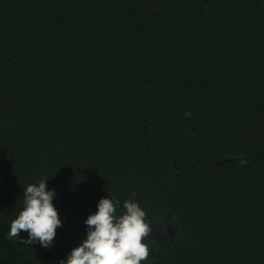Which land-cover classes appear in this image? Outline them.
<instances>
[{
	"label": "trees",
	"instance_id": "trees-1",
	"mask_svg": "<svg viewBox=\"0 0 264 264\" xmlns=\"http://www.w3.org/2000/svg\"><path fill=\"white\" fill-rule=\"evenodd\" d=\"M41 179L47 249L8 238ZM112 197L141 264H264V0H0V264L66 261Z\"/></svg>",
	"mask_w": 264,
	"mask_h": 264
},
{
	"label": "clouds",
	"instance_id": "clouds-1",
	"mask_svg": "<svg viewBox=\"0 0 264 264\" xmlns=\"http://www.w3.org/2000/svg\"><path fill=\"white\" fill-rule=\"evenodd\" d=\"M191 117L190 112H186ZM49 180L29 184L23 191V208L11 222L9 239L34 245L37 242L47 249L53 246L56 230L62 227L57 209L53 204L55 189L48 190ZM120 201L101 198L95 214L85 221L86 239L71 250L67 260L60 264H141L150 255L145 240L151 234L146 213L134 200H125L124 212L116 214ZM28 234L27 240L19 239L20 233Z\"/></svg>",
	"mask_w": 264,
	"mask_h": 264
}]
</instances>
